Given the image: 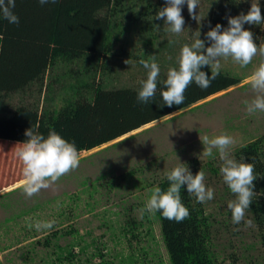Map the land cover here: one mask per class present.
Segmentation results:
<instances>
[{"label":"rangeland","instance_id":"374dc122","mask_svg":"<svg viewBox=\"0 0 264 264\" xmlns=\"http://www.w3.org/2000/svg\"><path fill=\"white\" fill-rule=\"evenodd\" d=\"M150 1L158 8L166 6V0ZM221 1L199 0L196 10L201 18L199 22L190 17L185 3L182 7L184 30L178 35L168 32L167 25L159 20L161 24H157L159 28L156 25L154 32L157 37L152 40L154 44L152 47L146 44L151 56L148 60L154 57L159 68L167 72L170 67L178 66L181 48L185 44L190 46L199 34L206 47L209 46L205 39L206 18ZM239 1L242 12L247 13L251 0ZM256 2L264 15V0ZM143 4L141 0H127L126 3L132 10H141L145 7ZM140 24H146V21L122 35L115 45L108 60V72L98 76L105 86L117 87L124 83L136 86L146 79L147 71L139 61L145 59L140 53L145 50L143 45L149 36ZM244 27L253 33L257 45L264 44V23L245 24ZM260 59L256 56L242 68L231 58H221L220 70L245 77L240 83L82 153L78 168L62 176L49 189L41 190L31 198L20 187L22 181L0 190L2 195L19 186L0 201V264H56V257L64 256L68 249L75 253V257L71 261L64 259L61 264H76L85 259L93 262L106 260L109 264H169L159 223L154 214L142 209L156 183L181 164L193 175L202 170L206 187L214 191V198L204 204L213 221L212 251L218 264H264L258 231L250 213L246 210L245 220L252 221L251 227H245L244 222H232L227 204L235 201L236 196L223 181L218 151L213 150V157H204V145L200 139L205 135L210 139L221 134L231 136L235 143L229 148V154L234 159L237 148L264 136V112L249 115L244 103L256 95L247 79ZM71 66L75 70L82 64ZM57 72L59 70L50 71L45 76L41 89L36 84L25 96L16 93L2 98L0 110L11 111L17 105L37 102L42 107L57 90L52 81ZM38 95L41 99L36 101ZM114 142L117 143L112 145ZM11 216L14 218L6 220ZM131 218L137 222L136 238L131 237V233L127 237L122 234V228ZM47 221H55L51 230H36V222ZM29 224L33 227L30 228ZM70 229L74 232H64ZM56 230L59 233L51 246L36 242Z\"/></svg>","mask_w":264,"mask_h":264},{"label":"trees","instance_id":"16d2710c","mask_svg":"<svg viewBox=\"0 0 264 264\" xmlns=\"http://www.w3.org/2000/svg\"><path fill=\"white\" fill-rule=\"evenodd\" d=\"M141 1H144L145 7L132 10L131 5H126L127 0H57L44 6L37 0H16L13 11L19 17V24H10L0 18V101L10 94L25 96L36 84L41 89L45 76L50 71L59 70L52 80L57 90L42 107L37 102L17 105L11 111L0 110L3 111L0 114V190L23 180L22 164L15 153L19 143L28 139L25 135L27 129L31 128L45 137L50 131L57 132L75 145L80 156L234 86L245 78L229 70H220L209 88L202 90L193 82L184 93L183 104L171 108L159 107L162 104L160 92L167 73L161 68L155 100L148 104L137 102L140 83L136 86L128 83L117 87L105 86L98 76L108 72V60L115 45L122 35L144 21L146 24H140L141 29L149 39L144 43L145 50L140 57L145 60L151 57L146 44L152 47V40L157 37L154 32L161 21L152 17L161 8L150 0ZM241 6L239 0H222L206 18L205 34L217 23L227 28L226 16L239 15ZM78 63L82 66L74 70L71 65ZM174 67L178 66L170 68ZM202 70L211 75L209 67ZM40 99L38 95L36 101ZM234 159L254 165L257 178L253 182L252 203L247 210L257 228L264 257V136L237 148ZM168 186L169 181L164 177L154 188L166 190ZM18 189L19 186L0 195V201ZM180 195L182 203L189 209V218L177 223L165 219L159 211L154 214L169 264H218L212 251L213 221L206 212L205 204L190 196L186 186L181 189ZM13 218L11 216L6 220ZM136 226L137 222L131 218L122 228V234L127 237L131 233V237L136 238ZM64 232L70 234L74 230ZM148 232H151L149 227ZM58 233L59 230L53 231L36 242L49 247ZM99 255L103 257L102 253ZM74 257L75 253L68 249L67 254L56 257V264H61L64 259L71 261ZM76 264L109 262L85 259Z\"/></svg>","mask_w":264,"mask_h":264},{"label":"clouds","instance_id":"9594fccd","mask_svg":"<svg viewBox=\"0 0 264 264\" xmlns=\"http://www.w3.org/2000/svg\"><path fill=\"white\" fill-rule=\"evenodd\" d=\"M44 6L48 3H56L57 0H37ZM187 4L190 17L199 22L201 18L197 15L199 0H166V6L159 9L154 17L156 20H163L167 25V31L173 34H180L184 30V17L182 7ZM16 0H0V18L7 20L10 24H19V17L14 13ZM228 27L222 28L217 23L215 27L209 28L205 39L209 41L206 47L205 40L199 38L189 46L185 44L177 59L178 67L169 68L166 79L163 81V90L160 92L162 104L159 107L183 104L184 93L188 86L195 84L202 90L211 86L221 69V58H231L240 67L249 65L253 58L259 56L261 59L258 66L247 79L251 90L256 94L249 102L244 101L246 111L249 115L256 112H264V44L257 45L253 39V33L245 29L244 25H261L264 23L261 7L256 0H251V6L247 13L226 16ZM159 28V26L157 25ZM127 63V60L125 61ZM147 71V77L140 81V88L137 93V102L148 104L155 100L158 87L160 68L154 57L149 60L139 61ZM209 67V76L202 69ZM28 137L16 149V156L22 164L23 180L22 187L24 194L31 198L41 190L49 189L62 176L78 168L80 157L75 145L55 131H50L45 137L43 134L34 132L31 128L25 131ZM204 145L202 155L213 157V150H217L222 161L220 173L223 181L236 196L235 201H229L227 207L231 212L232 222L240 224L244 222L245 227H251L252 221L245 220V212L252 203L254 195V165L246 162H237L230 157L229 148L235 140L227 135L221 134L213 138L207 135L201 137ZM201 159V157H199ZM169 186L166 190L160 187L151 189V196L146 201L143 212L155 214L157 211L170 221L179 223L189 218V209L182 203L181 189L186 186L187 193L194 196L198 203H204L214 198V191L206 187L205 173L199 170L193 175L188 167L178 165L166 173ZM55 221L36 222L37 231L41 229L51 230ZM30 228L32 224L28 225Z\"/></svg>","mask_w":264,"mask_h":264}]
</instances>
